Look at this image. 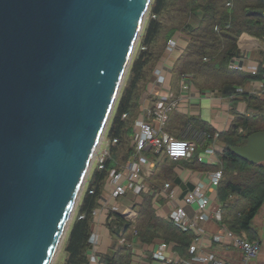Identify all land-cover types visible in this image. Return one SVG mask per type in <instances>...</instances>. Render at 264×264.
Instances as JSON below:
<instances>
[{"label":"water","instance_id":"1","mask_svg":"<svg viewBox=\"0 0 264 264\" xmlns=\"http://www.w3.org/2000/svg\"><path fill=\"white\" fill-rule=\"evenodd\" d=\"M151 1L0 0V264L52 263Z\"/></svg>","mask_w":264,"mask_h":264},{"label":"trees","instance_id":"2","mask_svg":"<svg viewBox=\"0 0 264 264\" xmlns=\"http://www.w3.org/2000/svg\"><path fill=\"white\" fill-rule=\"evenodd\" d=\"M150 17L143 31L142 49L131 61L126 85L120 91L109 124V138L117 139L111 149L112 159L127 163L133 153L129 143L133 135V120L140 105L139 86L147 80L151 67L160 56L154 50L157 39L162 34L168 40L177 31L183 33L187 38V45L171 68V89L180 87V84L196 83L195 78H210L213 86H199L216 87L222 96L232 97L230 100L233 104L239 100L245 101L250 111L243 115L234 112L232 123L221 132H216L199 117L183 116L174 111L164 124V131L176 138L190 137V140L196 142V151L192 158L180 160L181 164L190 168L199 167V151L210 145L216 134L215 140L222 145V150L218 153V166L222 174L216 187L217 200L221 204V220L234 234L256 239L252 219L264 201V164H252L238 157L231 151V147L243 145L249 134L264 130V97L260 92L245 90L250 80L262 78L264 70L260 65L256 73L242 72L230 69L228 62L231 57L239 54L236 41L241 33L264 39V0H153ZM165 18H170V21L165 20L164 23ZM184 73H190L192 78H182ZM157 99L158 97H154L153 101ZM164 101L167 103L169 100ZM123 114L126 116L123 117ZM239 127L241 131H238ZM200 138L203 139V147L197 144ZM120 150H123L122 159L117 158ZM113 160L105 162L104 170L93 172L81 195L77 216L71 222L67 233L64 264L87 263L91 213L98 205V195L108 169L114 165ZM155 160L160 167L156 182L170 181L174 177L172 167L177 162L167 157ZM240 199H245L247 206L238 209ZM134 208L137 211L134 224L125 221L117 212H110V215L116 216V222L111 224L113 239L119 232L130 239L132 232L130 236L128 231L134 230L135 237L140 242H172L175 244L174 250L181 258L191 257L188 246L194 235L190 231L180 230L171 221L157 217L151 206V195H141V200L134 204ZM128 252L126 246L119 250L111 246L100 256V260L104 264H130Z\"/></svg>","mask_w":264,"mask_h":264},{"label":"built area","instance_id":"3","mask_svg":"<svg viewBox=\"0 0 264 264\" xmlns=\"http://www.w3.org/2000/svg\"><path fill=\"white\" fill-rule=\"evenodd\" d=\"M174 48V40L168 39L167 53L170 51L172 53ZM160 67H156L154 75H157L158 78L156 82L163 84L164 78L163 83L160 80L164 77V73ZM233 68L238 69L239 67ZM246 71L256 73L257 65L247 67ZM182 78L191 79L192 75L184 73ZM261 80L264 81V72ZM182 87L186 88L187 86L182 84ZM179 103L180 101H172L171 103L158 101L151 107H145L139 111L132 124L133 135L129 145L133 148V153L127 163L120 164L112 159L111 149L117 143V139L102 137L92 162L94 161L98 171L104 170L105 162L108 160H113L114 165L108 169L101 192L98 195V205L91 213V232L88 238L89 247L86 251V264H104L100 260V256L105 254L107 249L104 250L106 245H102L103 241L97 229L100 226L105 227L116 222V216L110 215V212H117L125 221L134 224L137 219L134 204L141 200L143 194L151 195V206L157 217L171 221L180 230L190 231L194 235V239L188 246V253L191 257L188 259L179 257L174 250L175 244L172 242L167 243L162 240H154L151 243L140 242L135 237L136 232L133 230L131 242H125V246L129 249L130 264H148V253L151 255V260L163 264H232L217 256L211 250L213 246L233 247L240 251L243 264H247L258 253L260 244L257 239H248L244 235L234 234L224 224H221L222 227H220L217 235L205 240L201 238L203 231L197 227L199 222L213 217L222 223L221 205L217 204L216 208L211 209V198L208 194L209 191L215 193L221 178V169L210 173L206 185L195 186L179 199L176 198L174 186L170 183H163L158 188H154L150 183L153 167L156 166V158L167 157L172 161H180L189 160L195 154L196 142L194 140L176 138L165 132L163 128L170 111L177 109ZM125 116L123 114V117ZM241 130L239 127L238 131ZM197 159L202 161L199 155ZM92 192L93 190H91ZM127 192L131 193L134 198L127 205H123L119 201L121 197L127 195ZM158 197L164 198L165 202H160ZM187 205L195 207V213L192 217H189L185 209ZM105 229L107 228L105 227ZM120 239L124 240L125 238L121 237ZM121 247L119 242L114 249L119 250Z\"/></svg>","mask_w":264,"mask_h":264},{"label":"crops","instance_id":"4","mask_svg":"<svg viewBox=\"0 0 264 264\" xmlns=\"http://www.w3.org/2000/svg\"><path fill=\"white\" fill-rule=\"evenodd\" d=\"M171 38L175 42L174 50L172 53L162 55L159 60V63L161 65L163 64L164 67H160L162 68V72L165 74V71H168L169 74H167L166 80L163 84L152 81L154 84L152 83V88H149L151 90L149 93L155 92V94L158 96L157 100H161L163 102H165L164 100H169L167 103H171L172 101H180L179 107L177 109L171 110L169 115L175 111L183 116L199 117L201 120L208 123L213 129H215L216 132H221L230 126L233 119L235 118V113L241 115L249 113L250 109L247 108L245 101L239 100L233 104L230 100L232 97L227 98L222 96L216 87H201L191 82L190 84H186V88H183L180 84V87L178 86V88L175 87L171 89V68L175 60L184 51L187 45V38L181 32L177 31ZM263 44L264 39L262 40L247 33H241L236 41L239 54L231 57L228 62V67L230 69H235L233 67H239L240 69L238 68L235 70L246 72V68L249 66L257 65L258 68V66L261 65L262 69L264 70ZM245 90L249 92H260L264 97V81L261 79L250 80L248 84H246ZM157 100L152 102L146 98L144 101H140L138 113L143 108L154 105ZM185 138L189 139L190 137L186 136ZM215 138L216 134L214 135V141L203 150L199 151L198 155L202 158V161H199V167L190 168L181 164V161H176L180 163H176L172 167L174 177L170 181L166 182L174 186L177 199L181 198L182 195H184L187 191H190L199 184L206 185L208 183L210 173L220 169L218 166L220 165L218 153L222 150V145L217 139L215 140ZM203 143V139L201 140L200 138L197 144L202 146ZM159 170L160 167L156 161V166L153 167L152 175L149 180L154 188L161 187L163 183H166L156 182V175ZM153 178H155V181ZM160 180L161 179H159V181ZM208 194L211 198V209H214L216 208L217 204H220V202L217 200L216 191L215 193L214 191H209ZM133 198L134 196L132 195V199ZM158 199L162 203L165 202V199L162 197H158ZM131 200H129L128 196L125 195L124 197H121L119 202L123 205H127V203H129ZM194 208L195 207L193 205L186 206L185 209L189 217L194 215ZM221 224L226 226L225 223H220L213 217L199 222L197 227L200 229V231H203V237L201 238L205 240L217 235L220 227H222ZM252 226L256 228V239L258 240L260 247L256 256L248 261L247 264H264V201L252 219ZM97 231L99 236L102 238V241L108 244L110 242V237H108L109 235L107 229H105L103 226H100ZM211 250L217 256L222 257L227 262L232 264H243L241 252L235 250L233 247L220 248L218 246H213ZM148 256V264H163L151 260L150 253H148Z\"/></svg>","mask_w":264,"mask_h":264},{"label":"rangeland","instance_id":"5","mask_svg":"<svg viewBox=\"0 0 264 264\" xmlns=\"http://www.w3.org/2000/svg\"><path fill=\"white\" fill-rule=\"evenodd\" d=\"M152 2H153V0L151 1V3H150V6H149V9H148V11H147V14H146V18H145V21H144V25H143V28H142V31H141V33H140V36H139V38H138V40H137V42H136V45H135V48H134V51H133V55H132V58H131V61H132V59H134L136 56H137V54L139 53V51L142 49V38H143V31H144V28H145V26H146V22L151 18L150 16H151V7H152ZM172 13H170V15H171ZM168 16V15H167ZM162 20V19H161ZM165 20H167V22H168V20L170 21V18H168V19H164V23H166V21ZM168 24V23H167ZM242 41V40H241ZM240 41V42H241ZM167 42H168V40L166 39V37L164 36V34H162L158 39H157V42L155 43V52H157L156 54L158 55V54H160V56H159V58H158V60L156 61V63L151 67V69H150V73H149V76H148V78H147V80L143 83V84H141L139 87V96H138V101L140 102V101H144L146 98H148L150 101H152V102H154L153 101V97H158L156 94H155V92H150L149 93V91H151L149 88H152V81H158L157 79V75H154L155 74V70H156V67H160V66H162L163 67V64L161 65L160 63H159V60H160V57H162V55H165V54H167ZM169 53H171V51L169 52ZM159 64H158V63ZM130 65H131V62H130ZM130 65H129V67H128V70H127V73H126V76H125V78H124V81H123V84H122V87H121V89H120V91H122V89L124 88V86L126 85V81H127V78H128V75H129V69H130ZM158 65V66H157ZM164 68V67H163ZM247 72V71H246ZM157 73V72H156ZM249 73V72H248ZM167 74H169V72L168 71H165V74H164V77H162V79L160 80L162 83H163V78H164V82H165V80H166V76H167ZM190 74V73H189ZM163 75V74H162ZM195 81H196V85H209V86H213V80H211L210 78L209 79H203V78H201V77H199V78H195ZM154 84V83H153ZM208 86V87H209ZM157 93V92H156ZM119 94H120V92H119ZM119 96V95H118ZM158 101H161V100H157L156 102H158ZM115 107V106H114ZM114 110V109H113ZM113 110H112V114L110 115V118H109V120H108V123H107V126H106V129H105V131H104V133L102 134V137L104 136L106 139H108L109 138V136H108V130H109V124H110V121H111V118H112V115H113ZM201 136V134H197V136ZM101 140H102V138H101ZM130 141H131V139H130ZM122 154H123V150H120L119 152H117V158L118 159H122L121 157H122ZM113 156V155H112ZM160 159H158V161H159ZM118 161V160H117ZM161 162V161H160ZM118 163H120V164H124V163H121V161L119 162L118 161ZM177 163H180V162H177ZM264 163V162H263ZM176 164V163H175ZM222 167V166H221ZM96 170V168H95V164H94V161L92 162V165L90 166V169H89V172H88V174H87V176H86V179H85V181H84V184H83V186H82V189H81V192H80V195H79V197H78V201H77V203H76V205H75V207H74V209H73V212H72V215H71V220H70V222H69V225H68V229H69V226H70V224H71V222L73 221V219L77 216V213H78V209H79V202H80V199H81V195H82V193L84 192V190H85V188L88 186V184H89V182H90V179H91V177H92V174H93V172ZM127 196H128V199L129 200H131L132 199V195H131V193H129V192H127ZM244 200L245 199H240L239 201H241L238 205L240 206L238 209H241V208H243V206H247V203H246V200H245V203H244ZM132 201V200H131ZM112 225H114V224H112ZM106 228H107V232H108V237H110V242L107 244V243H104V242H102V245H106V248L104 249L105 251H106V249L108 250V248H109V245H110V247L112 246V247H115L119 242L121 243V245L122 246H125V242H131V238L130 239H127L124 235H121V233L119 232L118 233V235H117V237L115 238V239H113V237H112V231H111V225H106L105 226ZM68 229H67V231H66V234H65V236H64V238L62 239V241H61V243H60V245H59V248H58V250H57V252H56V254H55V256H54V259H53V261H52V263L51 264H64V262H65V259H66V253H65V251H64V247H65V242H66V239H67V233H68ZM253 229H254V231L256 230V228L253 226ZM131 232H134V231H128V233L130 234V236H131ZM256 232V231H255ZM246 236V235H245ZM121 237H123V238H125L126 239V241H124V240H122V239H120ZM145 243V242H144ZM127 247V246H126ZM128 251V250H127ZM129 253V252H128Z\"/></svg>","mask_w":264,"mask_h":264},{"label":"bare ground","instance_id":"6","mask_svg":"<svg viewBox=\"0 0 264 264\" xmlns=\"http://www.w3.org/2000/svg\"><path fill=\"white\" fill-rule=\"evenodd\" d=\"M101 138H102V135H101V137H100V139H99V141H98V144H97V147H96V149H95V151H94V155H93V156H95V154H96V152H97V149H98V147L100 146ZM220 205H221V204H220Z\"/></svg>","mask_w":264,"mask_h":264}]
</instances>
